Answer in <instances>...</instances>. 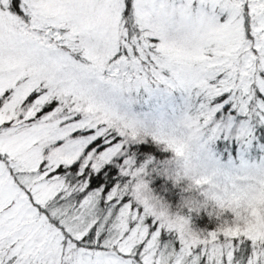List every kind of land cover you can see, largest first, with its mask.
<instances>
[{
  "label": "snow or ice",
  "instance_id": "obj_1",
  "mask_svg": "<svg viewBox=\"0 0 264 264\" xmlns=\"http://www.w3.org/2000/svg\"><path fill=\"white\" fill-rule=\"evenodd\" d=\"M0 264H264V0H0Z\"/></svg>",
  "mask_w": 264,
  "mask_h": 264
},
{
  "label": "rangeland",
  "instance_id": "obj_2",
  "mask_svg": "<svg viewBox=\"0 0 264 264\" xmlns=\"http://www.w3.org/2000/svg\"><path fill=\"white\" fill-rule=\"evenodd\" d=\"M243 207L245 213L248 215H251L253 212H261V196L257 194L253 199L244 201Z\"/></svg>",
  "mask_w": 264,
  "mask_h": 264
},
{
  "label": "clouds",
  "instance_id": "obj_3",
  "mask_svg": "<svg viewBox=\"0 0 264 264\" xmlns=\"http://www.w3.org/2000/svg\"><path fill=\"white\" fill-rule=\"evenodd\" d=\"M243 204H244V202L241 204L240 211L237 213V215L240 216L241 218H243L244 215L246 214L244 207H243ZM226 207H227V205H226Z\"/></svg>",
  "mask_w": 264,
  "mask_h": 264
}]
</instances>
